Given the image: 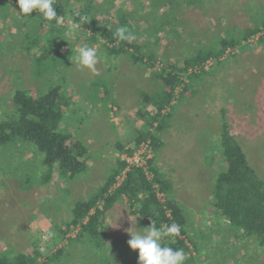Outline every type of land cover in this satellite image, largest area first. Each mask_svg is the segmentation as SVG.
Wrapping results in <instances>:
<instances>
[{"label":"rangeland","instance_id":"obj_1","mask_svg":"<svg viewBox=\"0 0 264 264\" xmlns=\"http://www.w3.org/2000/svg\"><path fill=\"white\" fill-rule=\"evenodd\" d=\"M86 1L65 0L67 15L58 19V27L48 26L46 15L34 13L33 21L26 22L9 5L0 9V118L11 110L15 90L46 93L58 87L60 99L67 103L61 128L88 150L84 173L70 180L53 173L45 181L48 170L33 144L17 140L0 149V252L9 257L32 255L35 249L47 257L62 249L69 253L71 264H85L82 257L89 250L69 241L78 234V228L67 226L71 209L87 200L118 161L127 158L118 147H128L146 130L139 115L154 111L142 103L141 93L152 96L161 89L151 70L124 55H111L102 40L90 41L87 32L72 26L70 16L83 10ZM93 1L98 12L101 0ZM132 2L115 0V6L125 8ZM208 2L201 9L184 7L176 18V33H161L160 42L149 46L158 66L181 67L197 49L217 50L218 39H237L264 17V0ZM137 21L140 32L146 29L147 24ZM48 33L56 43L67 41L68 54L62 64L55 63L36 77L34 54L25 49L26 38ZM135 37L140 45L150 39ZM210 63L201 73L188 69L183 75L184 84L189 83V74L198 76L178 104L163 112L160 147L149 158L132 155L129 162L145 166L148 176L155 169L166 181L169 196L184 209L188 257L195 263L264 264V248L223 219L212 198L213 179L224 168L216 140L222 109L231 135L264 181V33L228 48ZM182 90L183 86L177 89L179 96ZM125 203L116 204L103 220L108 237L105 254L114 257L115 263L123 259L129 264H163L155 250L162 235L145 227Z\"/></svg>","mask_w":264,"mask_h":264},{"label":"trees","instance_id":"obj_2","mask_svg":"<svg viewBox=\"0 0 264 264\" xmlns=\"http://www.w3.org/2000/svg\"><path fill=\"white\" fill-rule=\"evenodd\" d=\"M64 1L0 0V9L4 10L3 7L9 5L26 22L33 21L34 13L46 15L49 19L48 26L58 27V19L67 15ZM131 1L133 2L129 7L121 8L115 6V0H101L98 5L101 9L97 12L92 7L95 5L94 1L87 0L83 10L70 16L72 26L87 32L90 41L102 40L111 55H124L133 63L143 65L161 83V89L152 96L141 93L142 103L151 105L154 111L147 113L148 115L139 113L146 130L138 133L128 147H118L121 155L127 156H132L143 142H149L152 153L160 147L159 135L164 128L165 118L163 112L167 107L178 104L184 97L188 84L198 76L189 74V83L184 84L183 75L188 69L201 66L209 59H217L228 48H235L264 33L263 17L257 26L243 30L237 39H218L217 50L208 46L197 49L182 61L181 67L166 63L158 66L154 51L148 49L149 46L160 42L161 33L165 36L176 33V18L184 7L197 6L201 9L210 0ZM97 15L100 17L97 18ZM137 19L147 24L146 29L141 32ZM52 30L53 28L48 32ZM139 35L150 39L140 45L135 37ZM54 38L52 33L42 38L27 35L25 49L34 54L33 69H36V77L45 74L47 68L55 63L62 64L68 54L67 41L56 43ZM182 86L179 96L177 89ZM58 92V87H53L46 93L43 92L44 94L41 91L17 89L10 100L11 110L4 119L0 118V149L17 140L33 144L41 154L42 164L48 170L44 176L45 181H49L53 173L61 179L70 180L84 173L87 168V148L61 128L67 103L60 99ZM168 118L167 114L166 119ZM220 120L216 140L224 168L213 179L214 208L234 229L264 248V181L249 164L241 145L231 135L224 109L220 111ZM151 163L152 161H148L149 166ZM127 168L129 170L123 181L118 184L117 177ZM150 174L147 175L144 167H129L125 160H119L101 187L87 200L73 205L67 226L78 228V234L69 241L89 250L82 257L85 264L92 259L91 264H129L123 259L120 263H115L114 257H107L105 246L108 237L103 233L106 228L103 221L106 213L123 200L126 201L129 212L141 219L145 227L162 235L155 250L163 264H197L188 257L184 209L169 196V187L161 175L153 168L150 169ZM67 253L60 249L43 257L35 249L32 255L17 254L9 257L0 252V264H71L72 258L67 259Z\"/></svg>","mask_w":264,"mask_h":264},{"label":"built area","instance_id":"obj_3","mask_svg":"<svg viewBox=\"0 0 264 264\" xmlns=\"http://www.w3.org/2000/svg\"><path fill=\"white\" fill-rule=\"evenodd\" d=\"M213 60H214V59H209V60L205 61L201 66H196V67H194L193 69H191V71H192L193 73H200V72H202L203 70L207 69V68L209 67V65L211 64L210 62L213 61ZM142 154L146 155L147 158L151 157V149H150V144H149L148 141H147V142H143V143H141L140 146L138 147V149L136 150V152L133 154V156L136 157V155H137V156H140V155H142ZM124 156L127 157V158H124V160L129 164V167H130V166H133V165L131 164V162H129V158H130L131 156H127L126 154H124ZM133 156H132V157H133ZM135 166L144 167V170H145V166H143V165H142V166H141V165H135ZM128 170H129V168L125 169V170L121 173V175H120L121 181H120L119 179H117V180H118V184H119L120 182L123 181V179H124V177H125V173H126ZM145 171H146V170H145ZM117 178H119V177H117ZM118 184H117V185H118Z\"/></svg>","mask_w":264,"mask_h":264}]
</instances>
